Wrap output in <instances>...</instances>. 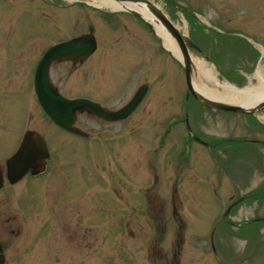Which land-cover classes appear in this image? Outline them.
Returning <instances> with one entry per match:
<instances>
[{"label": "rangeland", "instance_id": "rangeland-1", "mask_svg": "<svg viewBox=\"0 0 264 264\" xmlns=\"http://www.w3.org/2000/svg\"><path fill=\"white\" fill-rule=\"evenodd\" d=\"M92 1L0 0V44L4 45L0 47V55H8V60L14 62V67L9 65L6 73L0 75V85L7 83L5 92L0 91V135L16 133L21 136L25 128L41 132L50 141L54 158L60 161L59 174L62 176L68 170L71 176L79 171L75 166L78 167L85 156L81 154L82 149L94 150L95 142L69 134L64 137L39 107L35 112L32 109L31 100L35 99V94L30 86L31 70L37 56L49 42L88 31L89 26L97 34L98 51L84 67H76L68 76L69 66L62 64L54 67L51 73L53 83L68 97L85 95L88 90L97 100L117 108L127 102L138 87L143 84L149 86L147 96L132 118L134 136L119 142L118 147L108 144L112 147L111 153L102 159V162L111 160L113 165H119L117 180L110 179L104 164L106 173L102 172L101 185L93 180L87 181L86 192L93 196L86 201L87 210H91L92 203H95L94 190L97 188L101 191L99 203L102 213L96 222L87 214L86 218H80L81 228H87L86 239L67 240L63 237L64 215L69 230L74 228L75 216L71 212L64 210L63 216L59 212L51 226L50 199L60 201H56L57 208L65 203L71 209V204L80 202L77 195L66 197V182L60 184L59 180V184L53 186L56 178L51 179L52 173L46 171L38 178L26 177L19 184L4 189V194L0 193L8 198L7 214L16 215L21 228L19 236L13 237L6 250L5 264H160L154 258L156 252H169L177 243L182 245L183 264H219L211 253V229L214 225V243L218 250L222 247L226 264H252L250 257L246 262L243 260L240 250L244 249L262 250L261 264H264V231L243 230L244 226L247 227L246 222L254 217H264V198L259 202L249 199L237 204L228 220L220 221L229 205L227 196L233 194L237 197L255 186L264 190V145L260 148L238 141L240 138L264 141V109L247 116L209 110L196 104L191 108V103H185V109L184 98L188 88L180 61L164 48L154 33L144 29L128 13L118 10L120 12L105 14ZM205 1L213 5L209 6ZM205 1L194 7L196 16L202 22H209L210 26L199 23L192 26L191 21L184 22L185 16L171 14L184 34L200 46L206 56L211 55L216 66L194 52L192 56L205 60L219 81H227L223 72L243 79L245 74L257 68L259 61L264 74V58L254 62L258 57L257 51L261 50L260 58L264 57V10L257 26H254L250 24L251 19L247 20L252 16L251 10L241 0H238L239 5H234L231 0ZM49 2L62 4L59 7ZM158 4L164 8L162 1ZM48 13L64 16L67 28L58 22H48L51 17ZM124 26L128 29L125 30ZM15 56L23 60L18 58L17 61ZM98 57L102 79L93 90L89 87L91 79L86 77L85 80L81 73L88 71L94 61L97 63ZM183 109L190 113L187 118L192 132L184 127ZM177 117L178 123L167 127L170 131L164 138L166 146L157 153V161L161 165L159 194L163 200L167 199L166 205L159 206L161 201L151 195V204L157 205L151 208L145 196V190L151 184L146 164L151 157L149 141L154 136L155 140L158 139L165 125L169 124L168 120ZM82 120L84 117L80 116L79 121ZM15 124L19 129L13 128ZM86 125L93 127V133L98 135H112L116 131L113 125L99 126L92 120ZM124 126L125 130L127 124ZM175 133L181 138L178 153L182 154V159L189 158V162L183 164L178 178L180 201L172 206L169 202L171 188L167 183L173 168L168 158L173 155L172 137ZM194 134L206 140L226 137L237 140L228 143V148L224 145L222 149L210 152L195 141ZM96 145L107 144L99 141ZM217 161L222 164L218 165ZM219 167H224L227 175ZM79 177L77 175L76 179ZM121 180L124 182L120 184ZM215 185L217 193L214 192ZM116 188L118 197L113 191ZM226 191L228 193L225 194ZM175 214L181 218L182 227L175 220ZM244 231L246 235L242 236Z\"/></svg>", "mask_w": 264, "mask_h": 264}, {"label": "flooded vegetation", "instance_id": "flooded-vegetation-1", "mask_svg": "<svg viewBox=\"0 0 264 264\" xmlns=\"http://www.w3.org/2000/svg\"><path fill=\"white\" fill-rule=\"evenodd\" d=\"M159 1H163V4H164L166 9L173 11L175 14L186 15V16H189V15L193 16L195 9H196V7H194V6H196L197 4L198 5L201 4V1H198V0H191V2H194V5H190L188 3L189 2L188 0H171V2L168 0H159ZM231 1L234 5L238 4V0H231ZM241 2L245 5H248L249 6L248 9L251 10L250 12H251L252 16H248L247 20L251 19L250 24L257 26L258 19L262 16V12L264 10V7H263L264 0H241ZM212 5H213L212 3H209V6H212ZM197 7H200V6H197ZM48 15L51 16L50 18H48V22H51L52 24H55V22H58V24H60L64 29L67 28L66 27L67 24H66V20H65L64 16L58 17L57 15L52 14V13H48ZM133 18H134V16H133ZM229 20H231V19L229 18ZM140 23L143 27L148 28L143 22H140ZM196 23H198V22L195 21L194 24H196ZM90 27H92V26H89L88 28L90 29ZM124 28H125V30L128 29L126 26H124ZM85 33H88V32L87 31L79 32V33L74 34L72 36L71 35L64 36L62 39L57 40V41H50L49 44L46 46V48L42 50L40 56H37V58L34 62V65L32 67V70H31V79H32V76L34 75L35 68H36L37 63L39 61V58L42 56V54L49 47L54 46L55 44H58V43L63 42L65 40H68L72 37L79 36V35H82ZM93 34L96 37V49H95L94 53H92V55H90L87 59L82 60V61L78 60L76 62H72V61L54 62L50 68V75H51L54 67H58L62 64H66L69 66V71H68L69 75L68 76H71V72L76 67L77 68H78V66L84 67L85 64L87 63V61L90 58H92L96 54V52L98 51L99 40H98V37H97V34H96L94 28H93ZM0 47H4V45L0 44ZM8 57H9L8 55L5 57V55H3V53H2V55H0V75L1 74L4 75V73H6V71H7V68H9V65L14 64V62L12 60H10V59L8 60ZM15 57H16L17 61H18V58L23 60L22 58H20V56H15ZM25 63H27V61H25ZM95 66H96V69H95ZM13 67H14V65H13ZM10 68H12V67L10 66ZM100 68H101V63H100V58H99L97 63H96V61H94L93 64L89 65L88 71L83 70V72L81 73V74L85 75V76H83L84 79L86 77H89L91 79V80H89V82H91L89 87L93 90L96 88V86H97L96 83L98 82V80L101 81V79H102V73H101ZM92 71H93V74H92ZM97 74H98V76H97ZM85 80H87V79H85ZM244 83L247 84V82H244ZM55 86L60 91V88L58 87V85L55 84ZM6 89H7V83L0 85V91L5 92ZM26 89L28 91L29 85H28V88H26ZM113 94L116 95L117 93L114 92ZM75 97H82V98H86V99L98 102L110 110H116V109H119L125 105V103H124L119 107L117 106V108H116L115 106L105 104V103L97 100V98L91 96L90 92L88 90H87V93L85 95L75 96ZM31 105L33 107V111L35 112V108L38 107V102H37L36 98L31 100ZM133 115H134V112L131 113L130 115H128L124 119L116 120V121H107L106 119L102 118L100 115H98L97 113H94V112L83 111V112L78 113L72 126H75V127L79 128L85 132L84 136H79L80 138H84L87 141H90L93 143L95 142V146H94L93 151L92 150L84 151L82 149L84 147V145L81 147V149H82L81 154L82 155L84 154L85 156L81 158L79 166L78 167L75 166V168L79 171L74 176L70 175L69 170L66 171L64 176L59 174L60 161H59V159L54 158L53 153H52L53 149H51L52 146L50 144V141H48V139L45 138L46 142H47V146H48L49 156L46 159L44 167L38 168V170H41L38 174H36V175L27 174L23 178V179H25L26 177L38 178L40 175H42L44 172L47 171V172H49V174L52 173L51 179H53L54 176L56 178L55 183L52 182L53 186L55 184L56 185L59 184V180H60V184L65 183V182L67 183L68 186L65 185V194H66V197L68 199L72 195H77L79 197L78 201H80V202L77 204H71V206H72L71 209L65 203H63V205L61 207L57 208V206H58L57 204L60 203V201L55 200V199L49 200V203H50L49 211L51 213V215H50L51 226H53V224L55 223L56 217L58 216L59 212H62L63 213L62 216H63L64 210H65V212H71L75 216V223L73 225L74 228L70 229V230H69V226H68V221L66 220L65 215L63 216L64 220L62 221V228H63L62 235L65 239H67V240L86 239L87 228L85 226H83L81 228L82 225H80V218L81 217L86 218V214L89 215V217L91 218L92 221L96 222L97 220H100V215L102 213V209H100V203H99L100 197L99 196H100L101 191H100V189H97V188L94 190L95 203L94 204L92 203V206H91L92 208H91V210L88 211L87 207H86V201L92 199L93 196H90V194L86 192V190H87L86 184H87L88 180H93L96 183H98V186L101 185V182L103 179L102 172L104 171V168H103L104 164H105V167H107V170H105L107 172V175H109V174L111 175L110 179H116L117 180V177H115V176H116V174L119 175V172H118L120 169L119 165L118 164L113 165V162L111 160H108V161L103 163L102 159L107 158V155H110V153H111V152H109V150L112 147L108 146V144H110V145L112 144V146L115 147L114 144L117 146V144L119 142H122L125 139L128 140L129 138H132L134 136L135 129L132 125ZM80 116H83L84 120L79 121ZM30 119H32V118H30ZM89 120L94 121L99 126L106 127V125H113L114 127H116V131L112 135L94 134L92 131L93 127L86 125V123L89 122ZM186 121H187V119H186ZM124 124H127L125 130H124V127H125ZM17 125L15 124L13 126V128L19 129V126H17ZM0 127H2V124H0ZM54 128L57 131L62 132L64 137H66L68 134H70V132H67L66 130H64L58 126H55ZM26 130H36V129L25 128L23 133ZM23 133H22V135H23ZM165 133H169V131L165 130ZM22 135L20 136L16 133L7 134V135H0V176L3 178V180H2L3 185L0 188L1 194H4V192H3L4 189L15 186L23 180L22 179L18 183H10L9 180L6 178L7 167L5 166L6 159L8 157H10L16 151V149H17V147H18V145L22 139ZM73 135L77 136L75 134H73ZM164 138H166V135L160 134L158 136V139L155 140V136H154L149 141V146L151 149V157L147 159L146 164L148 166L147 168L149 169V173H150L149 177L151 178V184L146 188L145 195H146L147 203H149L152 208L157 206V205L151 204L150 199H149V197L151 195H152V197H155L157 200L161 201V205L158 204L161 207L165 206L166 201H167V199L163 200L159 195L160 186H161V184H160L161 177L159 175V170H160L161 165H159V163L157 161V153L159 152L160 149H162L163 147L166 146V142H165ZM232 140H237V139L236 138H226L225 142H230ZM99 141L101 143H105L107 145H105V146L104 145H98L97 146L96 144ZM166 141H167V139H166ZM172 141H173L172 148L176 147L178 142H179L177 135H175V137H172ZM238 141L243 142V143L249 142L250 144H254V145L262 143V141H260L258 139H251V138H249V139L243 138V139H240ZM206 143H209L212 147L216 146V142H211V141L209 142L208 141ZM7 145H10V147L7 148ZM92 152L95 155L93 161L89 158V156L92 155ZM232 152H233V150L230 151V153H232ZM113 157L114 156H112L111 158H113ZM168 159H169V164L175 170V175H177L179 170H180V165H181L180 158L177 157L176 155H171L170 158H168ZM85 167L88 170H86ZM77 175L80 176L79 179H76ZM87 175H91V177L88 178ZM123 182L124 181L121 180L120 184ZM127 185H128V181H127ZM55 189H57V188H55ZM55 189H54V192H55ZM113 191L116 194V196L118 197V195H119L118 189L116 188ZM1 194H0V264H5L4 260H5L6 250H8L9 245L12 244L13 237L19 236V234L21 233V228L18 225L19 221H18L17 216L14 214L13 215L7 214L6 207L9 206L8 205V198L5 195H1ZM170 195H171V198H170L169 202L172 206H174L179 201V199L177 197V187H175V184H173V187L170 189ZM229 199L230 200L233 199V201H232V204H233V202L238 201L240 199V197H237L234 199L233 195H230ZM56 201H59V202L56 203ZM151 201H152V199H151ZM76 207H78V208H76ZM159 211H161V209ZM263 218L264 217H258L257 218V225L255 226V228L258 232H261L263 230V225H264V222L262 220ZM53 219H54V221H53ZM176 220L178 221L177 216H176ZM179 226L182 227L181 221H179ZM182 251L183 250H181V248H180V243H178L176 249L170 250L169 252L168 251L164 252L163 250H159V252H156V256L154 258L157 259L160 264H183L181 262V257H182V253H183ZM240 253H241V256L245 262L248 261V258L250 257L249 260H253L254 264H261V258L263 257L262 250H240ZM252 255L254 256L253 259H252Z\"/></svg>", "mask_w": 264, "mask_h": 264}, {"label": "water", "instance_id": "water-1", "mask_svg": "<svg viewBox=\"0 0 264 264\" xmlns=\"http://www.w3.org/2000/svg\"><path fill=\"white\" fill-rule=\"evenodd\" d=\"M116 1L143 7L148 14V18L142 16L141 12L133 8L127 7L126 10L144 20L151 27L152 22H150V19L152 21H157L172 35L182 54V63L184 65L188 93H191L199 104L214 110L245 114H254L264 107V96L254 104L244 106L241 104H231L214 100L198 92L194 88L192 82L193 64L188 46L200 52L201 50L190 40L184 39L180 31L168 19L167 15L150 0ZM89 39L88 36L75 38L50 49L40 61L36 73L35 90L42 107L57 124L71 130H73V128H70V125L77 111L87 109L97 111L108 119L121 118L136 108L147 90V86L140 87L129 105L118 112L106 111L104 108L91 101L83 99L68 100L61 97L49 81L48 69L50 63L54 59H73L75 61L78 58L83 59L88 56L92 52L94 46ZM77 132H79V130ZM47 157L48 152L43 137L36 131H26L18 150L7 160L8 177L10 181L15 183L29 171H34Z\"/></svg>", "mask_w": 264, "mask_h": 264}, {"label": "bare ground", "instance_id": "bare-ground-1", "mask_svg": "<svg viewBox=\"0 0 264 264\" xmlns=\"http://www.w3.org/2000/svg\"><path fill=\"white\" fill-rule=\"evenodd\" d=\"M92 4L98 8L109 11H118L130 7L138 10L141 12L142 16L148 18V14L143 7L129 3H122L116 0H93ZM150 22H152L155 33L160 37L164 47L168 49L176 59L181 61V51L172 35L157 21H152L150 19ZM192 64L194 67L192 79L193 86L198 92L208 98L231 104L250 106L264 96V75L260 69H257L254 75L257 79L256 84H251L244 88H237L228 81H219L217 75L214 73L213 69L208 66L205 60L192 57ZM206 81L213 82L214 84L209 85Z\"/></svg>", "mask_w": 264, "mask_h": 264}]
</instances>
